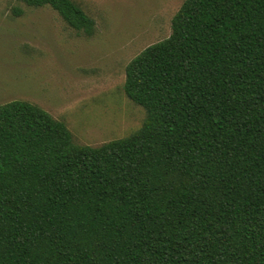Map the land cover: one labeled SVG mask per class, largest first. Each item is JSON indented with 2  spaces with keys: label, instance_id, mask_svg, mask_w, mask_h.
I'll list each match as a JSON object with an SVG mask.
<instances>
[{
  "label": "trees",
  "instance_id": "obj_1",
  "mask_svg": "<svg viewBox=\"0 0 264 264\" xmlns=\"http://www.w3.org/2000/svg\"><path fill=\"white\" fill-rule=\"evenodd\" d=\"M12 1L95 32L73 0ZM122 89L145 117L99 146L0 104V264H264V0H184Z\"/></svg>",
  "mask_w": 264,
  "mask_h": 264
},
{
  "label": "rangeland",
  "instance_id": "obj_2",
  "mask_svg": "<svg viewBox=\"0 0 264 264\" xmlns=\"http://www.w3.org/2000/svg\"><path fill=\"white\" fill-rule=\"evenodd\" d=\"M73 1L94 21L92 36H78L47 6L0 0V104L30 102L76 144L99 146L140 128L145 111L123 92L125 66L169 36L184 0Z\"/></svg>",
  "mask_w": 264,
  "mask_h": 264
}]
</instances>
